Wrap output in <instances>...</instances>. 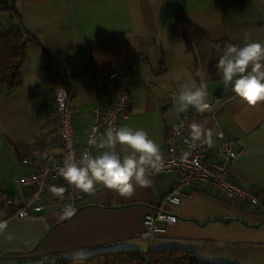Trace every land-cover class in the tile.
<instances>
[{
	"label": "crops",
	"instance_id": "obj_1",
	"mask_svg": "<svg viewBox=\"0 0 264 264\" xmlns=\"http://www.w3.org/2000/svg\"><path fill=\"white\" fill-rule=\"evenodd\" d=\"M16 8L18 18L0 12V33L21 28L35 40L26 46L21 84L0 92V203L3 196L29 190L14 180L31 171L20 159L36 158L42 151L58 157L61 152L53 100L61 82L58 70L67 76L80 145L91 111L112 101L109 70L129 71L134 58L142 55L132 74L131 107L120 126L143 128L162 154L166 133L179 119L191 138L192 125H201L199 141L221 132L232 139L236 151L228 162L231 178L260 205L250 208L224 200L208 183L184 187L180 202L170 204L164 197L174 174H154L147 186L136 185L129 195L97 185L94 193L83 194L76 214L60 222L62 192L53 189L61 187L52 183L43 196L42 212L20 218L0 209V222L6 224L0 231V257L8 264H55L63 259L80 264L97 252L145 254L179 248L212 262L264 264V101L249 104L231 91L214 96L224 86L217 66L210 75L205 62L195 65L172 30L175 14L182 10L206 33L196 51L207 54L211 47L218 55L208 58L218 60L230 44L264 43V0H17ZM44 67L55 75L53 83L43 80ZM188 78L207 86L210 111L177 110L178 88ZM99 151L93 145L91 153ZM159 206L175 214L176 222L151 240L139 238L143 215Z\"/></svg>",
	"mask_w": 264,
	"mask_h": 264
},
{
	"label": "built area",
	"instance_id": "obj_2",
	"mask_svg": "<svg viewBox=\"0 0 264 264\" xmlns=\"http://www.w3.org/2000/svg\"><path fill=\"white\" fill-rule=\"evenodd\" d=\"M143 62L138 55L130 64L129 71L111 69L108 78L112 85V101L108 106L94 108L89 116V126L80 145L76 143L73 108L69 101L67 76L58 70L61 82L55 86L53 100L57 120V135L61 152L58 157L47 151L40 152L36 158L20 159L22 165L31 167V171L15 177L19 188H28L27 192L17 196H3L0 209L17 217L24 218L45 210L43 196L52 183L62 189V199L57 211V221L70 220L78 210L79 201L84 192L77 189L61 175L60 169L71 153L79 157L82 152L91 153L92 136L99 137L108 126L118 127L127 116L131 107L132 74ZM119 149V145L116 146ZM236 156L231 138L218 132L212 139L193 140L186 132L182 119L176 121L165 138L163 165L155 175L174 174L175 180L169 193L164 197L170 204H178L184 187L200 183L212 185L220 198L254 208L260 205L259 199L249 190L237 184L230 176L228 162ZM71 204L75 211L71 216L64 215V208ZM177 220L175 214L156 207L142 217L139 238L151 240L155 234L163 233L167 226ZM0 264H8L0 257ZM17 264V263H15Z\"/></svg>",
	"mask_w": 264,
	"mask_h": 264
},
{
	"label": "clouds",
	"instance_id": "obj_3",
	"mask_svg": "<svg viewBox=\"0 0 264 264\" xmlns=\"http://www.w3.org/2000/svg\"><path fill=\"white\" fill-rule=\"evenodd\" d=\"M216 66L224 91L234 92L249 104L264 101V43L249 40L242 45L230 44ZM175 102L179 112L188 107L211 110L207 86L190 78L179 86ZM192 129L193 140H198L201 125L194 123ZM89 143L98 145L100 151L82 152L78 158L70 153L60 169L65 180L84 193H94L97 185H103L120 195H129L136 185L147 186L150 177L163 165L159 144L143 128L110 125L99 137L92 136ZM74 211L71 204L63 210L66 216L73 215ZM5 227L6 224L0 222V231Z\"/></svg>",
	"mask_w": 264,
	"mask_h": 264
},
{
	"label": "trees",
	"instance_id": "obj_4",
	"mask_svg": "<svg viewBox=\"0 0 264 264\" xmlns=\"http://www.w3.org/2000/svg\"><path fill=\"white\" fill-rule=\"evenodd\" d=\"M17 0H0V12L10 11L19 17ZM172 30L184 41L185 51L191 53L195 65L201 62V55L196 46L206 39L202 27L193 23L182 10H177L172 24ZM35 40L27 30L10 28L0 33V92L12 90L21 84L20 67L26 57L27 44ZM217 59L208 58L205 62L207 72L214 74ZM44 67L43 80L54 82L55 75ZM57 84V82H56ZM170 130L167 131L166 137ZM165 137V138H166ZM55 264H74L72 259L59 260ZM80 264H230L227 262H212L198 258L194 253L179 248L147 251L142 254L136 250H116L97 252L80 260Z\"/></svg>",
	"mask_w": 264,
	"mask_h": 264
},
{
	"label": "rangeland",
	"instance_id": "obj_5",
	"mask_svg": "<svg viewBox=\"0 0 264 264\" xmlns=\"http://www.w3.org/2000/svg\"><path fill=\"white\" fill-rule=\"evenodd\" d=\"M1 13H3V12H1ZM4 19V17H0V23H1V21H4L3 20ZM5 29V28H4ZM207 49V54H203V53H200V52H198V54H200L201 55V62L202 63H204V62H206V61H203L204 59L205 60H207L206 58H208V56H211V55H213L214 57H216L218 54H217V51H215V50H213L211 47H207L206 48ZM195 50H196V48H195ZM218 72H219V70H218ZM219 74H220V72H219ZM221 75V74H220Z\"/></svg>",
	"mask_w": 264,
	"mask_h": 264
},
{
	"label": "water",
	"instance_id": "obj_6",
	"mask_svg": "<svg viewBox=\"0 0 264 264\" xmlns=\"http://www.w3.org/2000/svg\"><path fill=\"white\" fill-rule=\"evenodd\" d=\"M224 91V86L217 88L214 92V96L221 94Z\"/></svg>",
	"mask_w": 264,
	"mask_h": 264
}]
</instances>
